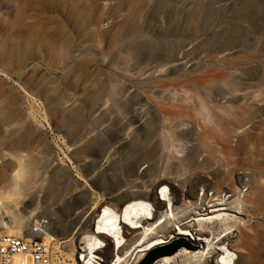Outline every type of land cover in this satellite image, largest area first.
<instances>
[{
  "label": "rangeland",
  "instance_id": "rangeland-1",
  "mask_svg": "<svg viewBox=\"0 0 264 264\" xmlns=\"http://www.w3.org/2000/svg\"><path fill=\"white\" fill-rule=\"evenodd\" d=\"M68 38L71 53L63 58ZM135 43L145 47L137 53L130 49ZM175 57L180 60L169 62ZM95 91L100 96L92 107ZM242 91L264 93V0H0V190L16 170L8 162L24 155L36 168V184L26 189L34 197L20 211L26 217L36 206L34 220H50L58 264H70L71 243L61 242L89 230L119 159L163 132L174 145L164 154H235L250 158L239 172L264 174V102L244 120L233 96ZM186 95L197 107L182 106ZM163 103L183 113L168 128ZM218 126L232 130L220 133ZM19 141L24 146L17 151ZM90 142L96 145L83 154ZM54 172L65 174L57 192ZM240 188L246 194L248 187ZM62 215L70 227L65 235ZM238 216L248 228V264H264V202L254 215ZM183 237L177 240L190 243L188 254L203 252L194 236Z\"/></svg>",
  "mask_w": 264,
  "mask_h": 264
},
{
  "label": "bare ground",
  "instance_id": "bare-ground-1",
  "mask_svg": "<svg viewBox=\"0 0 264 264\" xmlns=\"http://www.w3.org/2000/svg\"><path fill=\"white\" fill-rule=\"evenodd\" d=\"M122 32L120 30V33ZM66 42L67 47H64L62 52L63 58L71 53L69 48L71 40L68 38ZM57 46L58 44L53 43L54 49L57 50ZM144 47V44L135 43L130 49L139 53ZM179 60L175 57L169 62ZM176 70L178 69L174 68L173 71ZM99 96V92L95 91L88 98L92 107L96 106ZM226 96L224 95L226 99H230ZM233 96L240 102L239 109L244 120L257 114L260 111L259 103L264 102V93L242 91ZM189 97L192 98L186 95L185 99H182L181 103H184L182 106L192 107L194 103L189 104ZM159 107L164 113L162 126L165 128L171 126L177 116L183 114L180 111L176 114L171 113L170 108L176 107L172 104L168 106L163 103L159 104ZM75 121H72L71 125ZM218 128L219 126L215 129L223 132L222 127L221 130ZM227 130L232 129L227 128L223 133L225 134ZM95 145L96 143L92 142L86 144L82 153L86 154ZM23 146V141L13 144L17 151ZM172 146L174 145L171 135L163 132L145 142L133 154L119 159V168L111 172V177L103 186L107 197L94 207L97 211L89 220V230L61 242L71 243L66 254V259L71 261L70 264H142L156 248L176 242L183 244L174 254L162 256L157 259H160L159 261L156 260L157 262L152 264H248L250 258L244 248L248 244L249 234H243L248 228L245 225L246 221L238 215H254L258 205L259 207L263 205L264 200H261L260 196L264 190L261 162H255L260 173L254 172L250 175L245 171L239 172L243 165L250 162L248 157L207 152L185 155L162 153V150H171ZM240 148L241 144L236 149ZM97 159L102 161L104 157L99 156ZM112 160L106 159L109 163ZM14 161L15 163L8 162L16 169L9 177L10 183L0 190V233L21 236L25 234L24 225L26 223L31 225L36 216V206L24 212L27 214L26 217L20 211L23 202L29 196H33V191L28 193L26 189L35 188L36 168L21 154H18ZM93 173L94 164H90L88 174ZM64 175L61 172H54L52 175V188L56 192L62 186ZM240 185L248 187L246 194L241 195ZM39 188L42 186H38L35 198L39 197ZM158 189L161 199L157 195ZM164 199L169 202L168 208L163 202ZM66 209L67 207L62 211L67 213ZM229 209L237 210L238 214L227 213ZM63 216L66 215H62L60 221V228L63 231L61 235H65L64 232L70 228ZM176 225L179 232L177 234L174 229ZM140 226L143 231H134ZM236 230L241 236L234 240L232 234ZM189 234L195 237L194 241L198 247L202 246L203 252L194 255L186 252L188 251L186 248H191L190 243L177 239ZM48 239L56 241L49 233L46 242ZM60 252L59 247L56 249L53 244L54 264H58L59 260L62 263ZM15 260L19 262L21 258L16 257Z\"/></svg>",
  "mask_w": 264,
  "mask_h": 264
},
{
  "label": "built area",
  "instance_id": "built-area-1",
  "mask_svg": "<svg viewBox=\"0 0 264 264\" xmlns=\"http://www.w3.org/2000/svg\"><path fill=\"white\" fill-rule=\"evenodd\" d=\"M49 231L50 220L45 218L34 220L24 235H0V264H54V241H45ZM16 257L21 260L16 262Z\"/></svg>",
  "mask_w": 264,
  "mask_h": 264
},
{
  "label": "water",
  "instance_id": "water-1",
  "mask_svg": "<svg viewBox=\"0 0 264 264\" xmlns=\"http://www.w3.org/2000/svg\"><path fill=\"white\" fill-rule=\"evenodd\" d=\"M182 244H183L182 242H176L171 245H166L156 248L150 253V255L146 258V260L142 264H152L162 256L172 255L181 247Z\"/></svg>",
  "mask_w": 264,
  "mask_h": 264
},
{
  "label": "crops",
  "instance_id": "crops-1",
  "mask_svg": "<svg viewBox=\"0 0 264 264\" xmlns=\"http://www.w3.org/2000/svg\"><path fill=\"white\" fill-rule=\"evenodd\" d=\"M0 235H1V233H0Z\"/></svg>",
  "mask_w": 264,
  "mask_h": 264
}]
</instances>
